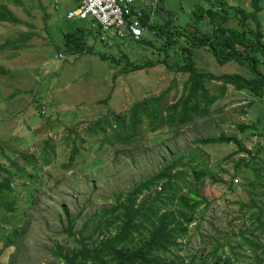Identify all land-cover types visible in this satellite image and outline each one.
Returning <instances> with one entry per match:
<instances>
[{
    "label": "rangeland",
    "instance_id": "374dc122",
    "mask_svg": "<svg viewBox=\"0 0 264 264\" xmlns=\"http://www.w3.org/2000/svg\"><path fill=\"white\" fill-rule=\"evenodd\" d=\"M80 1L0 0V11L4 5L17 20H0V179L5 171L11 177V192L0 200L14 204L11 212L0 208V249L7 235L14 237V229L27 224L22 242L5 249L0 264H8L12 257L14 264H59L53 252L73 246L63 232L66 215L76 218L73 231L79 230L100 209L122 200L135 183L171 162L173 170L188 177L192 168L206 170L201 184L193 186L202 203L180 241L178 258L187 263L197 256L209 264L220 239L228 252L233 232L252 231L248 217L257 209L249 200L259 202L256 195L263 194L258 204L264 208V98L227 86L209 107L208 116L195 117L179 131L170 132L163 124L149 131L144 123L140 140L124 146L101 144L102 136L110 137L115 130L114 122L110 125L114 115L126 116L132 105L152 96L160 97L163 107L181 96L188 73L176 72L175 64L184 63L178 46L188 42L180 39L163 61L165 53L158 47L165 37L145 30L142 39L151 40L149 46L111 33L103 37L90 18L66 21L68 11ZM228 4L230 9L250 11L245 0ZM261 6L258 20L264 32V1ZM200 7L214 9L217 4L215 0H135L144 17L155 11L144 19L146 23L168 20L171 31L185 27L190 31L197 24L199 32H211L193 16ZM228 18L226 26L243 29L236 16ZM68 37L74 53L66 49ZM7 41H14L15 47H3ZM214 45L221 48L217 42ZM192 59L198 71L251 77L245 66L235 62L217 64L203 48L194 49ZM219 84L208 83L209 93L218 96ZM237 125L254 126L255 135ZM222 134L235 136L243 150L233 143H195ZM74 143L78 151L68 165ZM258 148L261 151L254 153Z\"/></svg>",
    "mask_w": 264,
    "mask_h": 264
},
{
    "label": "trees",
    "instance_id": "16d2710c",
    "mask_svg": "<svg viewBox=\"0 0 264 264\" xmlns=\"http://www.w3.org/2000/svg\"><path fill=\"white\" fill-rule=\"evenodd\" d=\"M215 1L216 8L200 7L193 15L198 21H204L210 26L211 32H199L197 24L192 25L193 30L190 31H187L186 27L179 31H171L168 20L164 24L152 21L147 26V31L157 38L165 37L158 47L165 53L163 61L168 56L166 51L180 44V39L188 42L187 46H178L180 53H183L184 63L175 64L176 72L188 73L182 94L175 102L164 107L160 104V97L152 96L141 104L132 105L126 116L114 115L110 119V125L112 126L114 122L115 130L110 137L103 135L101 144L116 143L124 146L140 140L139 128L144 123L149 127V131H155L162 124L168 127L170 132L179 131L195 117L208 116L211 113L209 107L219 96L225 94L227 86H232L237 91H247L259 99L264 98V32L258 20V14L263 9L261 3L264 0H245L249 4V12L239 7L230 9L228 7L230 0ZM230 15L237 17L238 24L243 29L226 26ZM146 16L142 19L144 24ZM0 20L17 22L15 16L4 5L0 11ZM65 20L69 21L67 16ZM249 20L253 24H250ZM76 32H72L71 35H75ZM127 39L130 42L153 46L151 40L142 38L134 40L130 37ZM70 42L72 40L69 37L65 39V46L68 45L66 49L74 53L76 49ZM215 42L221 48L216 47ZM7 46L15 47V42L7 41L3 47ZM201 48L209 51L221 66L229 62L245 66L251 77L246 78L238 73L212 75L209 72L198 71L192 57L193 50ZM212 82L220 83L215 87L218 96L209 93L207 84ZM103 122L109 123L107 118H104ZM237 126L241 131L250 129L249 136L255 135L254 126ZM195 143H233L238 150H243L235 136L223 134L199 138ZM77 151L74 143L68 165L74 161ZM260 151L258 148L254 153ZM28 162L32 160L29 159ZM173 169L171 162L160 167L156 173L142 178L128 190L122 200L117 197L114 205L100 209L79 230L73 231L76 218L66 215L63 232L72 241L73 246L53 252L59 264H208L202 257L193 256L187 263L178 258L180 241L184 239L188 225L193 222L194 214L202 203L201 196L193 186L201 184L206 170L196 172L192 168V177H188L187 174ZM247 169L252 171L253 168ZM5 172L7 175L0 179V196L11 192L10 173ZM252 194L253 189L250 188V197ZM262 197L263 194H257L256 200L260 202ZM252 199L253 197L249 202L252 208L257 209L255 214L248 217L252 231L247 233L246 229L240 228L233 232L231 234L233 246L228 252L223 251L220 239L212 248L210 255L213 263L209 264L238 262L264 264V208H260L259 202H252ZM0 208L11 212L14 204L0 200ZM26 227L27 224H24L18 230L14 229V237L7 235L4 238L0 256L5 249L18 246L22 242ZM235 236L239 238L237 241H234ZM14 263L15 258L12 257L8 264Z\"/></svg>",
    "mask_w": 264,
    "mask_h": 264
},
{
    "label": "built area",
    "instance_id": "2783aa9c",
    "mask_svg": "<svg viewBox=\"0 0 264 264\" xmlns=\"http://www.w3.org/2000/svg\"><path fill=\"white\" fill-rule=\"evenodd\" d=\"M157 3L158 0H148ZM154 12L146 13V17H153ZM67 18L70 20L90 18L98 28L101 36L108 33L122 39L130 37L134 40L142 38V33L152 22L143 23V14L135 8V0H81L78 5L69 10ZM44 113V110H41Z\"/></svg>",
    "mask_w": 264,
    "mask_h": 264
},
{
    "label": "bare ground",
    "instance_id": "6f19581e",
    "mask_svg": "<svg viewBox=\"0 0 264 264\" xmlns=\"http://www.w3.org/2000/svg\"><path fill=\"white\" fill-rule=\"evenodd\" d=\"M67 16V15H66ZM68 19V18H67ZM68 20H70V19H68Z\"/></svg>",
    "mask_w": 264,
    "mask_h": 264
}]
</instances>
